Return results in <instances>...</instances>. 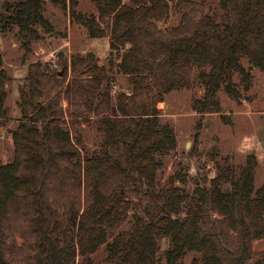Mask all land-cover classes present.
I'll use <instances>...</instances> for the list:
<instances>
[{
	"label": "trees",
	"instance_id": "obj_1",
	"mask_svg": "<svg viewBox=\"0 0 264 264\" xmlns=\"http://www.w3.org/2000/svg\"><path fill=\"white\" fill-rule=\"evenodd\" d=\"M45 1L7 2L11 13L3 16L30 33L35 25L48 29ZM93 2L97 14L70 13L90 36H109L110 68L131 76L134 88L111 106L100 91L105 68L92 63V55L71 58L74 76L63 88L61 73L32 64L12 130L14 157L0 164V264H97L90 254L104 242L111 264H157L163 236L170 240L166 264H177L187 250L199 253L190 264H264V249L253 247L264 238V183L254 185V154L238 172L225 160L209 180L178 172L156 189L163 154L176 142L173 128L160 120L158 102L197 81L205 87L202 111L218 110L222 83L239 97L234 73L250 75L241 59L264 71V0H219L220 20L203 0ZM173 10L180 15L169 24ZM2 63L0 54V125L7 119L9 79ZM62 96L73 107L71 117L86 122L88 111L97 116L105 133L97 151L83 153L79 137L73 139ZM132 206L139 207L132 227L108 240Z\"/></svg>",
	"mask_w": 264,
	"mask_h": 264
},
{
	"label": "rangeland",
	"instance_id": "obj_2",
	"mask_svg": "<svg viewBox=\"0 0 264 264\" xmlns=\"http://www.w3.org/2000/svg\"><path fill=\"white\" fill-rule=\"evenodd\" d=\"M15 1L0 0V54L2 65L9 76L4 102L7 119L0 125V164L9 162L14 157L12 130L21 117L20 90L28 88L32 64H38L39 70L52 75L61 73L57 76L64 83L63 88L74 76L71 58L92 55V63L105 68L100 91L109 94L111 106L118 103L119 93L134 88L131 76L110 68V57L113 55L110 54L109 36H90L75 14L70 13L73 9L76 13L97 14L93 0H68V4L64 6L46 0L43 13L49 21V28L35 25V33L22 30L14 22L5 20L3 15L11 13L5 9L6 3ZM203 1L206 3V11L220 20L224 10L220 7L219 0ZM179 15V12L173 10L169 24H176ZM241 63L250 75L245 79L239 72L234 73L233 79L240 92L239 97H233L224 83L221 84L216 93L218 110L200 109L205 100V87L198 81L191 87H177L164 93L163 100L157 104L160 109L158 115L162 123L166 122L173 128L176 142L163 154V164L156 175V189L168 185L178 172H186L188 176L202 180L206 175L209 180L216 175V163H223L225 160L238 172L246 163L248 154H254L257 161L254 169L255 187L264 183V71L250 64L245 57L241 59ZM199 70L200 68L194 69V76ZM44 83L47 87L52 84L48 81ZM61 100L66 124L73 132V139L76 140L74 135L79 137L78 144L83 153L97 151L105 140V133L97 123V116L88 111L89 120L82 122L76 115L71 117L73 107H69L68 99L62 96ZM175 183L187 188L195 185L193 180H188L187 183L176 180ZM138 208L132 206L125 220L112 227L108 240L116 233L132 227L133 211ZM19 241L21 240L18 239L17 242ZM158 245L157 264H166L165 251L170 245L169 237L163 236ZM106 246L107 243L104 242L90 254L95 263L111 264L106 258ZM253 247L256 251L263 250L264 238L254 240ZM194 257H199V253L187 250L177 264H190ZM76 260H82L79 252Z\"/></svg>",
	"mask_w": 264,
	"mask_h": 264
}]
</instances>
